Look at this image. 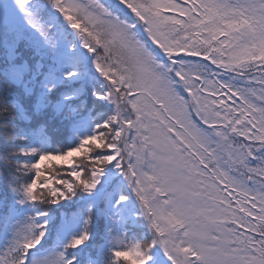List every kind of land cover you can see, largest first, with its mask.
<instances>
[{"label":"snow or ice","instance_id":"snow-or-ice-1","mask_svg":"<svg viewBox=\"0 0 264 264\" xmlns=\"http://www.w3.org/2000/svg\"><path fill=\"white\" fill-rule=\"evenodd\" d=\"M0 264H264V0H0Z\"/></svg>","mask_w":264,"mask_h":264}]
</instances>
